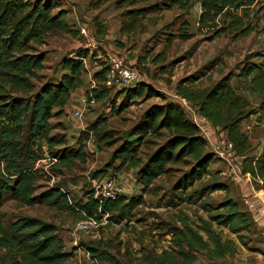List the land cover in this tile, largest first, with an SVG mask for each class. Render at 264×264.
Listing matches in <instances>:
<instances>
[{
	"label": "trees",
	"instance_id": "trees-1",
	"mask_svg": "<svg viewBox=\"0 0 264 264\" xmlns=\"http://www.w3.org/2000/svg\"><path fill=\"white\" fill-rule=\"evenodd\" d=\"M150 1L153 0H115L117 7H128L122 11L125 19L121 33L134 31L150 12L178 8L182 14L194 12V15L192 20L182 17L174 29L176 33L172 31L173 23H168L167 41L171 42L175 37L188 40L194 36V30L208 34L210 40L225 33L238 38L253 30L252 7L259 2L154 0L149 4ZM139 3L147 5L137 6ZM94 29L97 35L104 32L100 22H94ZM52 31L72 37H77L80 32L69 21L68 11L59 0H0V264H63L70 256L63 248L54 223L27 215L6 219L2 208L7 200L69 212L79 210L83 213L81 220L93 218L97 221L104 213L110 221L118 223L143 202L142 193L149 192L157 178L177 165L186 169L170 188L174 199L198 205L207 214V219L194 227L187 217L179 216L182 226L172 225L167 230L172 236L175 252L163 250L160 254H148L146 264H192L200 251H205L211 258L232 256L236 252L235 241L222 238L214 230L213 223L226 227L243 247L250 250L246 237L254 232L264 235L253 218L254 211L260 210V206L248 209L245 205L246 209L243 208L239 201L229 196V188L222 182L193 187L210 174L216 156L179 98L211 125L221 129L232 145L235 160L240 159L239 174L249 173L250 187L264 190V146L256 154L249 136L241 130V123L251 114L248 93L264 96L262 63L248 61L237 74L246 85L244 89H235L227 77L205 88L196 87L191 79H185L175 85L176 99L173 100L141 78L126 87H106L103 83L105 62L98 61L99 69L92 74L95 85L86 90L89 101L94 103L124 94L120 110L128 106L130 100L140 97L161 96L163 101L150 105L138 122L119 137L106 129L105 118L99 116L90 126L72 135L74 140L70 143L73 145H68L65 137L50 134V120L64 113L75 90L84 85L83 75L87 73L84 60L95 54L87 48H79L75 57H63L60 74L36 89L35 82L41 79L39 71L45 61L44 54L37 51V45ZM114 88L118 90L113 92ZM92 137L107 145L117 142L110 161L101 170L92 172L93 180L113 177L124 168L132 169L134 174L128 180L139 187L138 192H124L110 199L96 197L91 189L86 201L73 203L68 192L58 184L38 190L41 170L35 164L44 158V146L49 155L56 158L51 164L53 168L71 166L75 161L85 163L86 143L90 144ZM160 138L161 143L155 141ZM144 148L148 151L142 152ZM117 161L118 164L112 166ZM108 171L113 175L106 174ZM118 177L121 179L124 174H117ZM214 191H225L224 198L216 206L207 200ZM244 193L243 197L247 195ZM85 245L93 264H125L99 241Z\"/></svg>",
	"mask_w": 264,
	"mask_h": 264
},
{
	"label": "rangeland",
	"instance_id": "rangeland-1",
	"mask_svg": "<svg viewBox=\"0 0 264 264\" xmlns=\"http://www.w3.org/2000/svg\"><path fill=\"white\" fill-rule=\"evenodd\" d=\"M59 1L68 11L71 24H75L80 32L77 37H72L52 31L45 37L43 43L37 45V51L44 54L45 61L42 70L39 71L41 79L35 82L36 89L45 81L54 80L60 74V62L63 57H75L79 48H87L93 55L95 54L93 58L85 59L87 73L83 75L84 85L75 90L72 99L64 108V113L50 120V134L58 138L65 137L68 145H73L70 143L74 140L72 135H77L79 130H84L87 125L90 126V123L99 116L105 118L106 129L113 131L115 137H119L138 122L140 115L150 105L163 101L161 96L147 99L140 97L130 100L129 105L122 110L119 107L124 101V94L111 97L113 101L109 98L94 103L84 102L86 90L95 85L92 74L99 69L98 61L103 60L98 55L103 57L106 53H113L126 62L136 65L142 80L173 100L176 99L174 87L180 80L191 79L194 86L205 88L211 87L220 78L227 77L235 89L241 90L246 85L239 80L237 74L248 61L262 63L264 68V0H259L252 7L253 30L246 36L234 38L232 33H225L210 40L208 34L194 30L195 34L190 39L182 40L175 37L171 42L166 38L165 32L168 30L166 25L173 23L172 31L176 33L177 30L174 29L182 17L187 16L192 20L194 12L182 14L178 8L150 12L141 19L134 31L121 33L120 27L125 19L122 11L128 7H117L115 0ZM154 2V0L150 1L149 4ZM141 5L147 3L137 4V6ZM94 22L102 23L103 34L95 33ZM116 90L118 89L114 88L113 92ZM248 99V109L251 114L241 123V130L247 133L257 154L264 146V96L249 92ZM74 106L82 108L83 114L79 120L71 115ZM91 139L90 144L86 143L85 163L75 161L71 166L53 168L45 158L35 164L41 170L38 190L58 184L68 192L73 203L86 201L91 189L95 193L92 172L101 170L110 161L117 140L113 145H107L102 141H95L94 137ZM155 141L161 143L162 138ZM43 150H45L44 157L49 156L45 146ZM144 151L148 150L144 148L142 152ZM239 160L228 162L215 157L210 166V174L205 175L193 187L207 182L225 183L229 188V196L239 201L246 209L243 193L250 187V180L246 175L237 173ZM117 164L118 161L112 166ZM185 169L184 166H173L168 174L157 178L151 190L142 193L143 202L120 222L110 221L108 215L102 213L97 219V226L87 232L77 228L78 222L82 219L80 215H83L79 210L69 212L45 205H21L14 200H7L2 210L8 220L27 215L54 223L64 243V250L70 253L63 264H93L85 245L91 241L101 242L104 248L125 264H146L148 254H160L163 250L175 252L172 236L167 230L172 225L182 226L179 216L187 217L194 227H197L202 219H207V214L198 205L177 202L170 191ZM106 174L113 175L109 171ZM117 174H124L125 181L124 177L117 178ZM132 174H134L132 169L124 168L113 176L126 194L139 191V187L128 180L132 178ZM224 196L225 191H214L207 200L211 205L216 206ZM96 197L100 195L97 194ZM212 225L222 238H230L236 242V252L232 256L211 258L205 251H200L197 252V258L192 264H243L246 252L264 254L263 234L254 232L246 237L249 250L243 247L236 235L226 227L217 226L215 223ZM200 233L206 238L203 231Z\"/></svg>",
	"mask_w": 264,
	"mask_h": 264
},
{
	"label": "built area",
	"instance_id": "built-area-1",
	"mask_svg": "<svg viewBox=\"0 0 264 264\" xmlns=\"http://www.w3.org/2000/svg\"><path fill=\"white\" fill-rule=\"evenodd\" d=\"M98 57L102 58L105 62L106 69L104 71L103 83L106 87H126L140 79V73L138 69L134 65L126 62L122 57L113 53H106L103 57L98 55ZM85 101L93 103V100L89 101L87 97L84 98V102ZM179 101L190 115L189 117L192 122L198 126L201 135L207 140L211 151L215 154V156L228 162L235 160L232 145L226 140L221 132V129L218 126H209L207 119L201 114L197 113L184 99L179 98ZM82 114L83 112L80 106H74L71 110V115L75 119L79 120L82 117ZM216 133H219L220 135L217 136ZM45 158L51 164L56 161V158L50 155L44 157L43 159ZM39 161L40 160H38L36 164L39 163ZM35 167H37V165H35ZM237 173L239 174L238 169ZM244 175L248 177L251 183L250 174L246 173ZM93 183L95 190L94 194H99L104 198L114 199L118 194L124 193L123 187L119 185L113 179V177L94 179ZM247 195V197L243 198V203L248 207V209H254L257 206H260V212L264 213V207L259 205L261 203L256 195L254 193H248ZM97 224L98 223L95 219L88 218L87 220L79 221L77 228L87 232L91 228L96 227Z\"/></svg>",
	"mask_w": 264,
	"mask_h": 264
},
{
	"label": "crops",
	"instance_id": "crops-1",
	"mask_svg": "<svg viewBox=\"0 0 264 264\" xmlns=\"http://www.w3.org/2000/svg\"><path fill=\"white\" fill-rule=\"evenodd\" d=\"M208 125L209 126H213V125H211L209 123V121H208ZM246 193L247 194L248 193H254L256 195V197L258 198V200L260 201L261 207H264V201H263V199H264V190H255V189H252V191H251V187H249L245 191L244 194H246ZM247 196L248 195H245V197H247ZM253 218H254L257 226L260 229H262V231L264 233V213L260 212V210H256L253 213ZM236 250H237V245H236ZM243 264H264V254H256L254 252H246L245 253V259H244Z\"/></svg>",
	"mask_w": 264,
	"mask_h": 264
},
{
	"label": "bare ground",
	"instance_id": "bare-ground-1",
	"mask_svg": "<svg viewBox=\"0 0 264 264\" xmlns=\"http://www.w3.org/2000/svg\"><path fill=\"white\" fill-rule=\"evenodd\" d=\"M263 197V196H262Z\"/></svg>",
	"mask_w": 264,
	"mask_h": 264
}]
</instances>
